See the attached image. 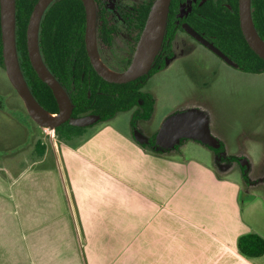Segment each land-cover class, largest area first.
Returning a JSON list of instances; mask_svg holds the SVG:
<instances>
[{"label": "crops", "instance_id": "crops-1", "mask_svg": "<svg viewBox=\"0 0 264 264\" xmlns=\"http://www.w3.org/2000/svg\"><path fill=\"white\" fill-rule=\"evenodd\" d=\"M109 124L47 163L6 158L0 264H264L238 247L264 239V201H241L237 172L217 173L194 140L155 154Z\"/></svg>", "mask_w": 264, "mask_h": 264}, {"label": "rangeland", "instance_id": "rangeland-1", "mask_svg": "<svg viewBox=\"0 0 264 264\" xmlns=\"http://www.w3.org/2000/svg\"><path fill=\"white\" fill-rule=\"evenodd\" d=\"M195 56L203 64L196 77L188 75L189 69L183 72V68L175 66L149 81L147 89L157 99L155 111L147 124L137 123L136 132L138 135L147 133L154 137L171 114L187 109L204 112L209 118L211 133L226 150L215 156V171L220 175L234 171L238 173L243 189L241 201L248 202L251 194L263 196L264 201V73L242 72L228 66L202 47H199ZM133 115L132 110L119 113L109 125L124 134L129 133L144 146L145 140L138 141L131 131ZM86 118L89 122L83 126L85 133L74 138L70 144H77L93 135L102 125L95 117ZM38 142L46 146L45 163L53 160L54 150L57 153V148H61L64 143L69 144L58 139L53 129L40 126L32 120L0 65V170H4V167L5 170H11L4 163L8 157H12L15 165L21 159L28 164L39 159L36 150ZM203 147L212 160V152ZM193 152H188V155ZM249 154L251 157L247 156ZM195 155L200 156L198 153ZM195 155L193 153L194 158ZM232 157L243 159L245 175L240 173L234 161L236 159ZM190 212L188 208L187 214L190 215ZM254 215L261 217L263 214L258 209Z\"/></svg>", "mask_w": 264, "mask_h": 264}, {"label": "trees", "instance_id": "trees-1", "mask_svg": "<svg viewBox=\"0 0 264 264\" xmlns=\"http://www.w3.org/2000/svg\"><path fill=\"white\" fill-rule=\"evenodd\" d=\"M16 1V47L21 70L27 85L36 101L45 110L52 114L59 113V105L50 89L35 72L31 65L27 48V29L33 9L38 0ZM230 5V8L226 6ZM179 0H173L170 6L169 20L162 43L173 37L174 16L178 10ZM194 11L203 9L206 19L200 24L204 30L216 31L220 49L238 65L243 72L260 74L264 73V60L260 58L248 45L239 19V0H206L203 5L195 4ZM219 9L218 13L212 9ZM151 8L145 15V22ZM223 10L230 13L234 20L227 17ZM251 13L255 29L264 41V0H251ZM168 16V15H167ZM198 27L199 23H191ZM234 24V25H233ZM86 14L81 0H56L44 13L39 31V47L44 63L49 71L66 87L68 83L74 92L70 94L73 104V118H85L87 115L96 117L102 122H107L118 113L130 111L136 103L138 96L132 91L137 88L139 80L125 84L109 83L99 77L93 70L85 51ZM2 33L0 23V63L4 67L2 48ZM86 57L84 62H78L81 53ZM91 70L92 75L86 72ZM85 74V76H84ZM139 86H141L139 84ZM105 91V93H99ZM150 113L145 112V116ZM135 117L132 119V125ZM85 127L73 125L70 121L54 129L58 139L66 142L80 137L85 133ZM187 139H181L180 143ZM201 143L200 141H197ZM202 144V143H201ZM155 138L149 146L144 147L156 154L162 150H154ZM177 146V145H176ZM175 146V147H176ZM213 153L224 150L223 146L213 148L205 145ZM40 157L45 154L46 146L41 142L36 144ZM244 174L243 169H240ZM245 175V174H244ZM240 252L249 258H258L264 255V239L258 234H246L239 238Z\"/></svg>", "mask_w": 264, "mask_h": 264}, {"label": "water", "instance_id": "water-1", "mask_svg": "<svg viewBox=\"0 0 264 264\" xmlns=\"http://www.w3.org/2000/svg\"><path fill=\"white\" fill-rule=\"evenodd\" d=\"M54 1L55 0H38L36 3L28 24L27 48L32 67L38 77L50 87L57 100L59 105V113L57 114H52L45 110L33 97L21 70L16 47V1L0 0L2 54L7 77L24 102L25 108L32 120L40 126L49 127L53 130L68 121L77 126H85V124L89 122L86 117H72L73 104L71 99L63 86L47 68L40 52L39 31L41 20L46 9ZM82 1L84 2L86 10V49L97 73L106 81L118 84L135 81L148 73L156 56L146 68L142 67L147 39L155 22L162 19L163 31L159 43V51L166 30L167 15L171 0H155L146 20L133 62L128 70L120 74L107 68L98 55L96 46L97 12L94 0ZM239 17L240 27L248 45L264 60V41L258 35L253 23L251 0H239ZM185 29L220 59L229 65H235L219 48L202 38L192 30L191 27L186 25ZM136 139L140 142L143 141L138 134L136 135ZM181 139L200 141L202 144L209 145L213 148H218L220 146L211 133L208 116L204 112L196 109H187L171 114L161 126L156 137L157 145L165 149H174L175 146L180 143Z\"/></svg>", "mask_w": 264, "mask_h": 264}, {"label": "flooded vegetation", "instance_id": "flooded-vegetation-1", "mask_svg": "<svg viewBox=\"0 0 264 264\" xmlns=\"http://www.w3.org/2000/svg\"><path fill=\"white\" fill-rule=\"evenodd\" d=\"M172 1L173 0H171L170 6L172 4ZM205 1L206 0H179L178 10L174 16V26H172L171 28V29H174L173 37L171 33V37H169L165 43H162L152 63L151 69L148 71V73L136 79L140 81L139 84L141 86H139L138 84L136 90L134 89L132 91L133 94L138 96L136 103L131 109L134 113L133 117H135L134 125H132L133 117L131 119V131L135 138H136V135L138 134L136 132L137 123L147 124L151 120L152 115L155 111V107H156L157 99L155 98L154 94L150 90L147 89V86L149 85L148 84L149 81L153 79L155 75L166 73L168 70H170V68L175 67V66H179V68H183L184 69L183 72H185V69L186 70L189 69L188 75L190 74L192 75V77H196L195 74L198 73L203 67V64L200 61V59H197L195 56L196 53H198L199 47L205 48L206 50L210 51L213 55L217 56L211 50H209L202 42H200L197 38H195L192 34H190L185 29L186 25L191 27L192 30H194L202 38H204L208 42L212 43L215 47L220 49L219 47L220 43H218V35L216 34V31H207V30H204V28L200 26V24L206 19L205 15L203 14V9L200 8L194 11L193 6L195 4H199L201 6L203 5ZM94 2L96 5V12H97L96 46H97L98 55L101 61L103 62V64H105L107 68H109L115 73H119V74L123 73L129 69V67L131 66L133 62L141 35L143 33V30L146 24L145 19H144L145 15L147 13L148 8L149 7L152 8L155 0H94ZM82 3L84 5L83 1ZM170 6H169V11H168V16H167V22L169 20ZM226 6L230 8V5L228 3H226ZM84 8H85V5H84ZM218 11H219L218 8L212 9V12H215V14H217ZM223 11L227 15L228 18H230L231 20H234V17L230 13H228L226 10H223ZM85 14H86V10H85ZM191 23H194V24L199 23V24H198V27H195V25ZM85 33H86V28H85ZM2 49L3 47L1 48V54H2ZM220 50L222 51V49ZM85 51H86L88 60L93 70L99 77H101L97 73V71L95 70V68L93 67L91 63V60L89 58V55L86 49V42H85ZM222 52L229 57V55L226 54L224 51ZM80 55L81 57H79L78 62L83 61L84 67H85L86 57L83 52ZM223 62L227 64L225 61ZM3 63H4V60H3ZM0 65L2 66L1 63ZM227 65L234 67L243 72V70L236 64L234 66L229 65V64ZM3 68L6 71L5 65ZM86 72L92 75L91 70H86ZM59 83L61 84L60 81ZM65 85L67 87V90L65 89L63 85L62 86L70 97V94H72L74 90L73 88H71V86L68 83H66ZM99 93H105V91H100ZM146 111L150 113L148 116L144 115ZM118 114L107 122L114 120L118 116ZM96 120L98 123H107L104 121L102 122L101 120H98L97 118ZM139 136L141 137L142 140H145V142H143V145H148V146L150 142L154 138L156 140V137H157V135L152 137L151 135L147 133H143V135L139 134ZM189 140L190 139L184 140L183 142L179 143L174 149H165L157 145V140H156V146H155L156 148L154 150H158L160 148L162 150V152H160L161 154L178 153L180 151V148L184 145V143ZM201 145L205 146L204 144H201ZM220 145L223 146L222 143H220ZM225 152H226L225 148L223 151L216 153V154L212 152V157L214 159L213 162L215 161V156L217 157L218 155L223 154ZM232 159L233 160L236 159L234 161L238 164L239 170L243 169L244 174H245L246 168L243 166L244 165L243 159L241 158L237 159L234 157H232ZM240 173H242L241 170H240Z\"/></svg>", "mask_w": 264, "mask_h": 264}, {"label": "bare ground", "instance_id": "bare-ground-1", "mask_svg": "<svg viewBox=\"0 0 264 264\" xmlns=\"http://www.w3.org/2000/svg\"><path fill=\"white\" fill-rule=\"evenodd\" d=\"M163 31V20H158L152 27L145 46L142 67L146 68L157 54ZM111 72V71H110Z\"/></svg>", "mask_w": 264, "mask_h": 264}]
</instances>
